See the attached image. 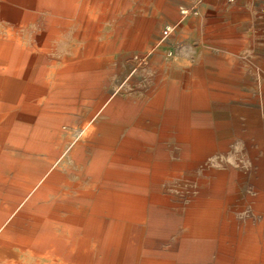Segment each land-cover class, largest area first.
<instances>
[{"label": "bare ground", "instance_id": "obj_1", "mask_svg": "<svg viewBox=\"0 0 264 264\" xmlns=\"http://www.w3.org/2000/svg\"><path fill=\"white\" fill-rule=\"evenodd\" d=\"M110 1L0 0V264H264V214L239 219L240 173L209 164L225 149L209 118L178 115L206 103V88L174 87L168 110L158 90L149 133L133 123L141 103L106 88L125 45L98 39ZM245 152L264 167L263 147ZM176 178L187 188L169 189ZM255 183L264 209V170Z\"/></svg>", "mask_w": 264, "mask_h": 264}, {"label": "rangeland", "instance_id": "obj_2", "mask_svg": "<svg viewBox=\"0 0 264 264\" xmlns=\"http://www.w3.org/2000/svg\"><path fill=\"white\" fill-rule=\"evenodd\" d=\"M103 5L99 41L119 37L125 44L105 65L109 93L121 90L122 96L141 103L133 123L137 131L149 133L157 129L158 111L146 103L158 90L164 92L162 109L168 110L174 87L184 92L205 87L207 97L201 100L206 103L178 115L209 118L215 144L225 148L220 162L212 154L209 164L224 167L229 162L238 169L239 199H245L238 217L259 221L264 209L256 202L255 182L264 167L260 152L253 160L245 150L264 148V0H111ZM140 19L148 22L143 45ZM123 29L131 33L119 35ZM163 129L173 130L168 124ZM66 130L65 143L78 135L73 126ZM65 164L66 184L76 182L77 167L69 159ZM201 173L197 167L187 174ZM179 180L174 179L169 189L187 188ZM248 196L254 197L251 202Z\"/></svg>", "mask_w": 264, "mask_h": 264}, {"label": "built area", "instance_id": "obj_3", "mask_svg": "<svg viewBox=\"0 0 264 264\" xmlns=\"http://www.w3.org/2000/svg\"><path fill=\"white\" fill-rule=\"evenodd\" d=\"M230 1H234V0H230Z\"/></svg>", "mask_w": 264, "mask_h": 264}]
</instances>
